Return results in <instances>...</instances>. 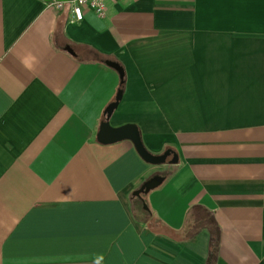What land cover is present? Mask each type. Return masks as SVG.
Wrapping results in <instances>:
<instances>
[{"label":"crops","instance_id":"crops-1","mask_svg":"<svg viewBox=\"0 0 264 264\" xmlns=\"http://www.w3.org/2000/svg\"><path fill=\"white\" fill-rule=\"evenodd\" d=\"M56 3L0 0V264H264V0ZM93 55L110 126L168 162L97 142Z\"/></svg>","mask_w":264,"mask_h":264},{"label":"water","instance_id":"water-1","mask_svg":"<svg viewBox=\"0 0 264 264\" xmlns=\"http://www.w3.org/2000/svg\"><path fill=\"white\" fill-rule=\"evenodd\" d=\"M46 2L56 1L59 3H67L71 0H43ZM70 55H74L73 51L70 48L65 49ZM110 68L114 69L122 81L124 76V72L122 68L112 62L106 63ZM122 98V91H118L115 97V101L109 104L104 110V121L99 125L98 132L96 134V140L99 144L102 145H110L121 141H130L134 146L136 152L140 156V158L147 164L152 166H158L165 164L168 162L169 157L171 156L170 151H166L160 156H155L150 154L141 141L139 131L134 125H124L122 127L113 128L109 124V119L112 116V113L116 110L120 100ZM170 160V163H175L177 161L176 157ZM161 184L160 179H153L145 183L138 191L134 193V196L137 198H141V195L147 194L150 191L154 190Z\"/></svg>","mask_w":264,"mask_h":264},{"label":"built area","instance_id":"built-area-1","mask_svg":"<svg viewBox=\"0 0 264 264\" xmlns=\"http://www.w3.org/2000/svg\"><path fill=\"white\" fill-rule=\"evenodd\" d=\"M109 1L119 2L124 0H71L66 4L71 6V14L73 21L81 22L83 19L84 10H88L99 18L106 15L107 3ZM65 3H56L57 8H61Z\"/></svg>","mask_w":264,"mask_h":264},{"label":"trees","instance_id":"trees-1","mask_svg":"<svg viewBox=\"0 0 264 264\" xmlns=\"http://www.w3.org/2000/svg\"><path fill=\"white\" fill-rule=\"evenodd\" d=\"M93 56H95V55H93ZM96 56L95 57L97 58V60H95V58H93L95 62L106 64V61H107L106 57H104L102 55H99V56L96 55ZM87 61H93V60L87 59ZM124 85H125V76H123L122 81H120L119 91H123Z\"/></svg>","mask_w":264,"mask_h":264},{"label":"rangeland","instance_id":"rangeland-1","mask_svg":"<svg viewBox=\"0 0 264 264\" xmlns=\"http://www.w3.org/2000/svg\"><path fill=\"white\" fill-rule=\"evenodd\" d=\"M102 119H103V121H104L105 118L103 117Z\"/></svg>","mask_w":264,"mask_h":264}]
</instances>
